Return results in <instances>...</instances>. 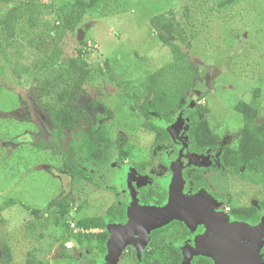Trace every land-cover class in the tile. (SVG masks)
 <instances>
[{"label": "rangeland", "instance_id": "obj_1", "mask_svg": "<svg viewBox=\"0 0 264 264\" xmlns=\"http://www.w3.org/2000/svg\"><path fill=\"white\" fill-rule=\"evenodd\" d=\"M25 1L35 6L33 27L22 18L14 36L0 33V248L9 247L8 264H25L28 251L46 264H139L140 249L137 259L125 257L124 252L128 248L133 254L134 247H143L146 238L126 234L119 237L116 252L108 246L114 231L131 233L132 224L145 216L142 207L137 218L132 215L131 201L138 209L132 200L133 177L138 176L133 164L148 162L151 183L158 178L170 181L176 166L181 170L184 164L198 163L201 158L186 151L185 113L196 105L208 110L204 117L212 134L218 136V150L237 144L243 124L236 110L239 102L254 105L264 121V0H233L224 7L218 6L219 0H94L73 31L59 25L55 10L74 0H0V13ZM167 10L174 12L188 33L187 57L198 71L192 85L195 91L188 93L172 124L154 114L142 116L131 98V86L125 84L134 81L139 96L141 80L171 61V51L160 43L149 23L150 17ZM78 29L83 31L80 40ZM52 47L67 55L81 48L82 56L95 68L75 99L82 117L60 131L48 122L42 106L44 101H53L52 97L44 95L37 101L33 90L45 78L42 63ZM144 123L167 131L174 147L163 148ZM90 126L110 140L112 152L102 169L73 160L90 173L92 182L72 176L62 158ZM121 148H127L130 155L123 158ZM172 150L176 155L169 162ZM201 160L209 164L206 158ZM206 179L210 191L219 195L222 217L229 203L249 205L264 200V182L220 171L207 172ZM115 197L127 203L126 222L106 226L109 235L102 253L96 239L88 242L93 230L81 231L76 222L82 217H103ZM54 198L68 203L67 214L58 225L52 222L56 210L48 207ZM7 200L13 203L7 205ZM211 204L203 207L210 210ZM260 231L261 241L264 225Z\"/></svg>", "mask_w": 264, "mask_h": 264}, {"label": "trees", "instance_id": "obj_2", "mask_svg": "<svg viewBox=\"0 0 264 264\" xmlns=\"http://www.w3.org/2000/svg\"><path fill=\"white\" fill-rule=\"evenodd\" d=\"M93 1L74 0L72 3L64 2L56 8L55 20L64 30L73 31L79 23L85 8L90 6ZM232 1L219 0L218 6L224 7ZM22 18L27 20L28 27H33L36 19L33 3L25 1L23 4L10 6L6 11L0 13V33L6 37L14 36L18 23ZM149 23L160 43L171 51V61L153 69L141 80L140 86L142 89L139 96H136L139 91L133 88L134 81H127L125 84L131 86V98L142 116L147 117L150 113H154L156 117L165 123H170L181 102L186 100L185 98L190 93L198 71L187 57V50H189L188 33L183 28V24L176 20L173 11L167 10L157 13L149 18ZM75 51V54L67 55L61 51L59 52L57 47H52L42 63L45 78L39 80L33 89L37 101L42 99L44 95L52 97L53 101H44L42 106L48 115V122L55 126L58 131L75 125L82 117L79 109L75 106V99L84 91L85 82L95 70L92 64L82 56L84 52L81 48H76ZM134 87L136 88V86ZM256 93L257 91H255V95ZM236 110L243 118L239 139L235 147H223L220 153V163L226 172L241 179H248L256 183L264 182V121L261 120L258 110L251 103L239 102ZM206 112L208 110L203 105H196L193 111L188 112L190 122L188 139L191 150L204 151L206 148L214 146L215 141L218 139L216 134H212L213 132L204 117ZM143 125L154 132L156 139L163 140L167 137V132L163 128L151 126L148 123ZM110 147V140L104 138L102 132L95 133L94 127L90 126L79 134L76 143L70 146L69 151L63 153L62 158L72 176L92 182L90 173L72 163L73 160L76 159L78 163L87 167L102 168L110 159ZM120 150L122 157L129 155L127 148H121ZM192 180L196 185L195 188L205 185L201 176H197ZM156 192V195L145 192L140 195L141 201L148 203L154 200H163L165 197L164 191L160 189ZM12 203L11 200L6 201L7 205ZM48 207L56 210L57 215L52 222L58 225L59 219L67 214V201L54 198ZM260 207L264 208V202L260 203ZM26 208L28 209L27 206ZM29 210L36 215L39 213L37 209ZM50 214H48L49 217L46 216L45 218H50ZM230 214L239 220L256 223L261 211L253 205L246 204L231 206ZM104 217L106 219L100 215L82 217L77 220L76 227L83 230L90 228L104 229L106 221L121 223L125 220V209L123 206H109L104 212ZM177 224L182 225L181 223ZM165 229L154 231L150 247L144 250L142 263L140 264H180L182 258L180 249L173 242L178 241L181 233L179 236V233H176L179 232L178 228L174 227V232L178 236L173 234L174 236L171 238V234L169 235V231ZM92 238L97 240V248L103 253L108 232H89V243ZM167 238L171 242H167L165 240ZM0 251V264H8L11 261L9 247L2 245ZM93 263L91 261L89 264ZM25 264L46 263L28 251ZM190 264H211V261L210 259L198 257L194 258Z\"/></svg>", "mask_w": 264, "mask_h": 264}, {"label": "flooded vegetation", "instance_id": "obj_3", "mask_svg": "<svg viewBox=\"0 0 264 264\" xmlns=\"http://www.w3.org/2000/svg\"><path fill=\"white\" fill-rule=\"evenodd\" d=\"M190 91L193 93L195 90H193V88L191 87V90ZM182 102H181V104H182ZM188 112L189 111H187L185 113L186 114L185 117H186V120H187V130H186L187 142H186V151L188 153H190L191 155L193 154L194 156H197L198 159H200V158L201 159L206 158L207 160H209V164H206L204 162L201 163L202 160L200 159V160L197 161L198 163H195L194 165L184 164V166L181 167V170H179V168H177V166H176L175 175L176 176H177V174L178 175L179 174L181 175V176L179 175V179H181V188L180 189H181L182 195H184V196H190V195H193V194L198 193L199 190H201V189L204 190L207 195H209V196L212 197V199L211 200L203 201L202 203L203 204L204 203L211 204V203L215 202V203L211 204L214 207H212V208L210 207L211 208L210 210L207 209V208H205V209H207L212 215L222 216V215L219 214V212H221V210H218V209H221L220 207H218V205H220V202L218 201V196L219 195L214 194L213 192L210 191L209 184H208V181L206 179V173L207 172H210V171H212V172H214V171L226 172V170H224L222 168V165L220 163V153H221L223 147L218 150L217 146L214 145V146H210V147L206 148L204 151H194V150H191L189 148V139H188V129H189V125H190L189 117H188ZM150 114H154V113H150ZM174 115H173L172 122H170L169 124H172L173 123V121H174ZM159 120H161V119H159ZM156 127H159V126H156ZM168 135L169 134L167 133V137L164 138L163 140L156 139L155 134H154V137H155V140L157 141V143L158 144H161L163 146V148L172 149L174 147V142H171L170 141ZM228 147H230V146H228ZM110 151H111V147H110ZM166 151L167 150H164L163 152H166ZM111 154H112V152L110 153V155ZM129 155H130V153H129ZM175 155H176V151L175 150H172V152L169 154V157H167V159L169 160V162L170 161H173V159H174L173 157ZM123 158H126V157H123ZM156 159H157L158 162H161V161L163 162V159H160V158H156ZM163 164L166 167H169V166H167L168 163L166 164L165 162H163ZM166 167H163V168H165V170H166L167 169ZM91 168L92 169H102L103 167L102 168H98V167L91 166ZM133 169H134L133 172L136 175H138L137 177H133V183H132V186H133L132 189H133V192L135 193L134 194L135 195V198L132 199V200H134V203H137L139 206L151 205L152 207H159L162 204H164L167 201V199L169 198V196H170V188H172L171 182L170 181H167V180L166 181H161L160 178H158V179H155L154 181H152L150 183L149 182L150 179H153V178H152V175L149 174V168H148V162L147 161H141V162L134 163L133 164ZM178 170L180 172H178ZM227 173H229V172H227ZM172 175H173V172L170 173V176L167 179L172 178ZM176 176H174V177H176ZM197 176H201L202 177V180L204 181L205 185L203 184V185L195 188L196 185H195V183L193 182L192 179L195 178V177H197ZM160 189H162L164 191V193H165V197H164L163 200H161V201L154 200V201H152V202L150 201L148 203H144V202L141 201L140 195L144 194L145 192H148L149 194L156 195L157 194L156 191H159ZM114 200H115V202L112 203V204H110V205H108L106 207V209L109 206H112V205L113 206H123L124 209H125V220L123 222H121V223H119L117 221H114V222H107L106 221L105 222L106 226L108 224H115V223L122 225V224H125V222H126V217H127V203H126V201L119 200L116 197L114 198ZM261 202H264V200L263 201H259L256 204H249V205H253L259 211H261V214L259 216V219H258V221L256 223H249L247 221L239 220L238 218H234L230 214V207L231 206H236V205H232L231 203H229V201H227V203H229V205L227 206V209L226 210H223L225 217L223 216L222 218H224V220H226L227 223H233L235 221H237V222H244V223H247L249 226L254 227L255 225H257L261 221V219L264 218V208L262 209L260 207V203ZM130 206H132V201L130 202ZM194 214H196V213H194ZM194 217L196 219H199L195 215H194ZM103 218L106 219L104 216H103ZM195 218L193 219V221L196 220ZM136 223H138V226H135L133 228V230H134L133 231V236L136 237V238H140V239L141 238H146L147 241L145 242V244H144L143 247H141V245L138 248L137 247H134L135 252H133V254H132V251L129 252L128 251L129 249L127 248L125 250V252H124V255H125V257H128V255H130L131 257L136 258L137 255H138V253H139L140 254V261H141L140 263H142V256H143L144 250H147L150 247V243H151L152 238H153L152 237L153 236L152 234L154 233L155 230H159V229H162V228H166L165 230L169 231V235L171 234L170 235L171 238L174 236L173 234H175L176 236H178V235L180 236V233H181V236L179 237L178 241L173 242V244L176 245V246H178V248L180 249V253H181L182 258H183L182 246H189L191 248L192 247H195V240L198 237L203 236V238H202L203 240L209 241L210 239L212 240L211 237L213 236L214 232H216L219 235H223L224 233L227 235V233H228V231L225 230V229H223V228H220V229L217 228V229H215V228H213L211 226H208L207 222H204V223L203 222H201V223L196 222L189 229L186 226L185 222L182 221V220H180V219H172L169 222H167V223H165V224H163V225H161L159 227H155V228L151 229L149 232H147V230L145 229V227H143V224L144 223H141V224L139 222H136ZM177 223H181L182 225H178ZM106 226H105L104 229L90 228V229H87V230L81 229V231L93 230L92 233H99L101 231H107L106 230ZM174 227H177L178 228L179 232H176L177 234L179 233L178 235L174 232V230H175ZM76 228L77 229H80L78 227H76ZM182 228H183L184 231L181 230ZM244 233H243L244 234L243 236L241 234L240 235L238 234V236H239L238 238H241L240 240H241V244L242 245L244 244V239H246V237H248L247 230ZM108 235H109V233H108ZM260 239H261V237H260ZM165 240H167V242H171V240L169 238H167ZM248 240H249V237H248ZM261 241L262 242H261V244H260V246L258 248V255L260 256V263L261 264H264V242H263L264 241V237H263V240H261ZM106 242H107V240L104 243V247H105ZM138 250H139V252H138ZM198 257L205 258V259H210L211 264H213L212 258H210L208 256H204L202 254H194V255H192V258L190 260V263H191L192 260H194V258H198ZM182 258H181V261H182Z\"/></svg>", "mask_w": 264, "mask_h": 264}, {"label": "water", "instance_id": "obj_4", "mask_svg": "<svg viewBox=\"0 0 264 264\" xmlns=\"http://www.w3.org/2000/svg\"><path fill=\"white\" fill-rule=\"evenodd\" d=\"M76 34L78 40L83 37V31L81 29L76 30ZM170 182L172 185V188H170V196L161 206H139L137 203L136 206L138 209H136L134 205L131 206L132 215L136 218L140 215V212L138 214L137 210H140V207L144 210H142L141 213L143 216L145 215L143 217L144 219H140L138 222L140 224L144 223L143 227H145L147 232L172 219H180L184 221L189 229L196 222H207L208 226L215 229L223 228L228 231L227 235L225 233L219 235L214 232L211 237L212 240L210 239L209 241L203 240V236H200L195 240V247L192 248L189 246H182L183 258L180 264H189L192 255L194 254H202L212 258L213 264H261L260 256L258 255V248L261 244V241L259 240L261 234L260 229L262 230L264 225L262 220L254 227H251L244 222L235 221L233 223H227L222 216L212 215L207 209H205V207H203V201L212 199V197L207 195L204 190L201 189L196 194L184 196L180 189L181 179H179V175L177 174L176 177H173ZM193 214L199 219H196ZM194 218L196 220L193 221ZM135 226H138V223L135 222L132 224L131 230H128L131 233H125L122 230L114 231L115 237L112 238V243L108 245L109 248H113L116 252L120 245L119 237L121 238V236H125L126 234H132ZM246 230L249 240L248 237H246L243 246L241 244V238H238V234L243 236ZM254 230L255 233L253 234Z\"/></svg>", "mask_w": 264, "mask_h": 264}]
</instances>
